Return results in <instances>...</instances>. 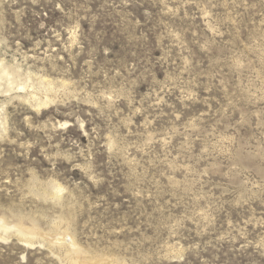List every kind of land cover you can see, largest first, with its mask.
Masks as SVG:
<instances>
[{
    "label": "rangeland",
    "instance_id": "374dc122",
    "mask_svg": "<svg viewBox=\"0 0 264 264\" xmlns=\"http://www.w3.org/2000/svg\"><path fill=\"white\" fill-rule=\"evenodd\" d=\"M0 222V264H264V0H0Z\"/></svg>",
    "mask_w": 264,
    "mask_h": 264
},
{
    "label": "bare ground",
    "instance_id": "6f19581e",
    "mask_svg": "<svg viewBox=\"0 0 264 264\" xmlns=\"http://www.w3.org/2000/svg\"><path fill=\"white\" fill-rule=\"evenodd\" d=\"M1 223V222H0ZM2 225V224H1Z\"/></svg>",
    "mask_w": 264,
    "mask_h": 264
}]
</instances>
